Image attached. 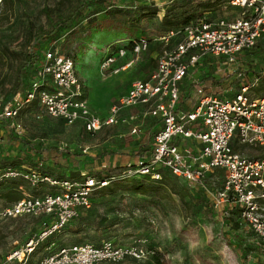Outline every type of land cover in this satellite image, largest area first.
Instances as JSON below:
<instances>
[{"label": "built area", "instance_id": "2783aa9c", "mask_svg": "<svg viewBox=\"0 0 264 264\" xmlns=\"http://www.w3.org/2000/svg\"><path fill=\"white\" fill-rule=\"evenodd\" d=\"M200 1L214 7L199 21L153 39L161 46L154 72L144 81H134L105 116L91 112L75 60L51 49L34 69L28 90L16 94L1 109L0 118L10 120L17 136L23 132L19 115L33 104L51 119L70 126L80 124L88 134L131 125L129 133L134 135L149 119L158 121L159 127L148 156L114 168L102 180L89 176L74 181L57 180L32 170H5L0 181L20 180L32 188L45 186L53 191L40 196L23 192L19 201L0 207V223L21 217L50 219L44 229L0 264H113L153 255L139 245L119 246L106 240L98 246H62L31 262L40 244L89 209L96 191L132 179L159 182L166 174L203 190H207V179L217 180L220 175L218 191H209L214 207H237L238 220L264 244V159L245 157L238 151L248 148L264 153V95L255 96L249 83L238 85L230 97H218L195 86L194 103L188 101L186 109L179 108L181 84L196 65L215 59L233 67L240 55L251 52L264 37V0ZM150 42L138 37L129 49L131 60L121 70L148 51ZM125 55L124 48L108 52L103 69L110 70ZM111 72L116 75L119 70L111 68ZM236 77L244 81L240 72ZM19 189L23 190L21 186Z\"/></svg>", "mask_w": 264, "mask_h": 264}, {"label": "rangeland", "instance_id": "374dc122", "mask_svg": "<svg viewBox=\"0 0 264 264\" xmlns=\"http://www.w3.org/2000/svg\"><path fill=\"white\" fill-rule=\"evenodd\" d=\"M58 1L9 0L7 4L0 2V111L11 90L18 67L24 64L23 55L30 48V36L40 38L42 31L47 29L42 10L56 7ZM148 4L159 10L165 9L178 14L187 7L185 0H150L146 3ZM134 9V6L119 1L111 9L119 10V14L100 13L93 22L84 21L78 27L68 30L55 42L46 41L33 49L39 55L51 48L73 56L89 108L100 117L105 116L116 100L127 93L134 81L146 80L156 68L161 46L153 39L163 32L159 23L163 12L156 16L142 15L134 24L128 20V12H133ZM138 37L151 41L148 51L139 56L131 66L121 70L132 58L129 49H125L126 55L117 59L111 66L112 69L119 70L116 75L111 72V68L103 69V61L108 52L125 48L129 40ZM251 52V62L255 71L261 75L254 79V86L257 87L264 84V37ZM244 56L240 55L233 67H227L215 59H208L196 65L181 84L179 108L186 107L188 101H195V86L218 97H230L238 85L248 83L249 78L244 77V81H241V78L236 77L237 73L246 70L241 63ZM233 70L236 71L235 76L232 74ZM221 78H224L221 85L212 84V80ZM30 81L29 73H25L24 84L29 86ZM188 92L190 97L183 102ZM18 121L23 132L19 136L13 133L17 141L39 144L44 157L50 162H53L52 157L56 153L53 148L57 151L67 149L68 152L57 153V161L64 167L60 170L53 167L52 169L54 173L64 174V177L72 172L79 174L80 178L89 171H101L105 174L114 168L133 164L138 157L132 153L147 140L151 122L145 120L139 132L132 135L129 133L131 125L88 134L80 124L66 125L60 120L47 117L40 110L23 111ZM6 135L7 130L0 127V166L11 161L12 157L20 155L21 145L8 142ZM238 151L245 157H264L261 151L248 148H239ZM122 158L126 159L123 161L125 164L121 162ZM25 167L16 169L25 170ZM2 172L3 169L1 171L0 168V173ZM216 178L218 179L206 180L207 190L188 186L180 180H172L171 187L153 185L145 194L132 193L128 189V183L113 185L111 189L116 191L112 196H100L96 192L92 196L90 209L81 211L79 217L60 233L40 244L31 262L55 253L62 246H98L102 241L109 240L119 246L139 245L145 252H161L165 264H264V245L252 231L246 225L240 230H234L226 222L228 210H231L233 205L214 207L209 191H218L216 189L220 188L221 179L219 176ZM10 183L0 181V189L7 188ZM18 183L22 191L31 196L53 191L45 186L32 188L23 181ZM4 205L5 202L0 199V207ZM49 221L50 219L45 217H21L1 222L0 263L13 250L22 247L30 238L36 236ZM93 221L102 222V227L91 228L89 224ZM152 256L149 255L140 261L126 259L113 264H153Z\"/></svg>", "mask_w": 264, "mask_h": 264}, {"label": "trees", "instance_id": "16d2710c", "mask_svg": "<svg viewBox=\"0 0 264 264\" xmlns=\"http://www.w3.org/2000/svg\"><path fill=\"white\" fill-rule=\"evenodd\" d=\"M1 1L6 4L9 3V0H1ZM119 1H122L123 3L130 6H134L135 11L128 12V16H129L128 20H130V22L134 24L138 22L139 18L142 17V15L149 14L156 16L159 12L162 11L163 16L160 19L159 23L163 29V32H161L160 34L169 30L182 29L193 22H197L203 18V14L205 12L211 10L214 7V4H210L208 2H204L200 0H185L187 1V7H185L183 11L178 14L173 12L170 13V11H165V9L159 10L158 8H155L152 4L146 5V3L150 0H59L58 3L56 4V7L44 8L42 10L45 22L47 24V29L42 31L40 38L35 35L30 36L29 39L30 48L26 52V54L23 55L24 64L18 67L16 77L14 78V81L11 86V90L9 91V94L7 95L6 99L3 101L2 108L9 101H11L16 94L19 93L24 94L28 90L29 88L28 84L27 85L24 84L25 73H29L30 78H32L33 71L38 67L43 57V54L47 52L49 49H51L49 48L39 55L35 52V50H33L34 48L38 47L39 45L43 44L46 41L55 42L60 37H62L68 30L78 27L84 21L88 23L93 22L94 18L100 13L108 12L110 13V15H114L115 13L119 14L120 13L119 10L111 11V9ZM135 40H129L124 49H130L132 43ZM251 53L252 52L244 54L245 56L241 60L242 61L241 63L245 66L246 70L240 71V73H242V76L249 78L248 83L250 85H253L251 88L255 96L262 97L264 95V84L257 87L254 86V82H253L254 79L261 77V75L260 72L255 71V67L251 62L252 61ZM65 55L73 58V56L70 54L69 55L65 54ZM223 79L224 78L218 80L214 79L212 80V84L221 85V83L224 82ZM189 97H190V92L186 93V96H184L182 101L185 102V99ZM192 103H194V101ZM183 108L186 109L185 106H183L182 109ZM30 110H38L36 104H33L30 108H27L26 110L23 111H30ZM149 120L151 122L149 129L147 131V138H146L147 140L138 147L136 152L132 153V155H134L135 157H140V158L145 157L148 156L150 153V146H149L150 138L154 134L152 128H155L159 123L156 120H152V119ZM0 127L7 130L6 139L8 142L18 143L19 145H21L20 155L12 157L11 161L1 165L0 166L1 171L2 169L3 172L7 169L17 170L19 168H22L23 166H26L25 170H19V171L32 170V171H36L40 176H47L57 180L74 181L84 178L82 176H81L82 178H80L79 174H75L72 172L67 177H64L63 176L64 174L61 173H54L52 167L57 168L59 170L64 167L60 164V162L57 161L58 159L57 153H61L63 151L68 152L67 149L57 151L56 148H53L56 151V153L52 157L53 162L52 161L50 162L49 159H46L44 157L43 150L39 144H35L33 142L23 141V140L17 141V138L13 134L14 131L10 126V120L3 117L0 118ZM108 153H112V152L108 151ZM3 172L0 173V175L3 174ZM84 176L85 177L89 176L91 178H94L95 180H102L103 178H108L109 172L103 174V172L101 171L97 173H93L89 171ZM172 180H177V179H175L174 177L168 174L164 175L162 180L159 182H153L148 178L134 179V180L132 179L121 182H115L109 185L108 187L102 188L96 192L100 196H112L116 191L111 189L113 185L119 183L120 184L128 183V187H129L128 189H130L129 191H131L132 193L145 194L148 192L147 189L152 187L153 185H161L164 188L171 187ZM4 181L11 182L7 188L0 189V199L5 202V205L12 204L22 199L23 191L19 189L21 185L18 183L20 182V180H4ZM95 193H93V195ZM92 196L90 199V203H91L90 207L92 205ZM238 211H239L238 208L233 206L231 210H228V216L226 218V222L230 224V226L234 230H240L242 226L245 225L238 220ZM92 223L89 224V226H91V228L93 229H100L102 227V222L93 221ZM151 259L153 264H165L164 256L161 252H156V251L153 252V256Z\"/></svg>", "mask_w": 264, "mask_h": 264}, {"label": "crops", "instance_id": "0c3cea01", "mask_svg": "<svg viewBox=\"0 0 264 264\" xmlns=\"http://www.w3.org/2000/svg\"><path fill=\"white\" fill-rule=\"evenodd\" d=\"M158 123H159V122H158ZM158 127H159V124H157V126H156L155 128H152V129L154 130V133H155V131L158 129ZM107 129H108V128H104L103 130H107ZM151 140H152V139H151ZM138 158H139V157H138ZM115 160H116V159H115ZM117 161H118V160H117ZM123 161H126V159H123V158H122L121 162H123ZM121 162H120V164H123V163H124V162H123V163H121ZM124 164H125V163H124Z\"/></svg>", "mask_w": 264, "mask_h": 264}]
</instances>
